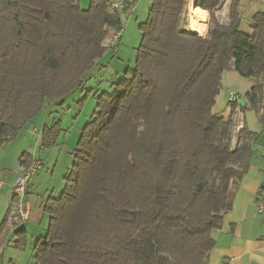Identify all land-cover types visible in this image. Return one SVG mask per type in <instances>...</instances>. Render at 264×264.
I'll use <instances>...</instances> for the list:
<instances>
[{"label": "trees", "instance_id": "obj_1", "mask_svg": "<svg viewBox=\"0 0 264 264\" xmlns=\"http://www.w3.org/2000/svg\"><path fill=\"white\" fill-rule=\"evenodd\" d=\"M148 1L135 68L98 98L64 192L44 205L50 222L36 264H209L211 234L233 208L262 137L244 121L233 146L239 110L264 122V9L247 34L242 0H196L202 33L209 16L200 37L183 26L188 0ZM227 1L225 25L217 13ZM124 3L116 11L110 0L88 10L78 0H0V150L114 50L105 42L136 0ZM230 71L255 84L246 105L229 102L223 117L213 108ZM60 127H43L44 147L55 146ZM32 163L26 155L22 167ZM16 203L0 234L8 225L27 234L10 221Z\"/></svg>", "mask_w": 264, "mask_h": 264}, {"label": "rangeland", "instance_id": "obj_2", "mask_svg": "<svg viewBox=\"0 0 264 264\" xmlns=\"http://www.w3.org/2000/svg\"><path fill=\"white\" fill-rule=\"evenodd\" d=\"M264 6V0H259ZM83 10H88L91 0H78ZM194 0H188V5L183 16V26L191 30L188 25V15ZM151 4L148 0H136L135 12L123 16V36L116 43L113 51H108L104 57L87 72L82 84L75 91L67 95L63 100L47 104L44 109L18 134L17 138L7 143L0 150V179L7 181L12 171L20 170L25 156H37L43 163L42 169L34 176L40 180V187L35 185L30 194L40 199L45 193L58 198L65 189V177L74 163V153L78 148L82 131L90 123L97 109L98 98L103 93H112L114 85L125 78L128 69H134L136 65L137 51L141 43V31L139 26L147 20ZM229 1L217 13L221 24L228 18ZM242 30L252 33V17L248 8V2L243 5ZM209 17V16H208ZM229 20V19H228ZM208 23V19H207ZM197 33L200 37L206 35ZM194 32V31H193ZM202 33V34H201ZM207 37V36H206ZM110 38V37H109ZM111 39V38H110ZM110 39L105 42L109 46ZM255 82L252 79L242 77L234 71L224 74L221 93L217 98L213 113L227 117L229 114V90L237 92L241 100H245L246 93L251 91ZM246 101V100H245ZM238 113V112H237ZM238 114L235 117L236 121ZM251 129H257V116L248 110L246 119ZM60 123L61 134L54 147H44L42 143V129L44 126L52 127ZM244 126V125H243ZM36 129V130H35ZM39 130V138L38 136ZM31 131L33 135H31ZM234 142L236 144V133ZM37 135V136H36ZM39 142V143H38ZM11 193L5 197L0 196V228L2 227L11 206ZM49 217H45L44 224H36L35 228L27 226L26 235L18 234L8 229L0 234V264H36L35 247L39 240V233L49 228ZM11 227V226H10ZM24 229H20L22 231Z\"/></svg>", "mask_w": 264, "mask_h": 264}, {"label": "crops", "instance_id": "obj_3", "mask_svg": "<svg viewBox=\"0 0 264 264\" xmlns=\"http://www.w3.org/2000/svg\"><path fill=\"white\" fill-rule=\"evenodd\" d=\"M127 1L130 3L134 2V0ZM245 2H248V8L250 9L249 11L251 12V17H253L255 13L264 9L263 4H261L259 0H242L240 10L243 17V5ZM135 10L136 4L130 12H135ZM224 21L225 25L229 24L228 18H226ZM224 74L222 77V82ZM228 92L234 91L229 90ZM244 101L245 100L243 99V102ZM262 106L263 108L260 114L264 116V101ZM228 115H230V109ZM242 115L243 118L246 119L247 113ZM248 128L251 129L250 126H248ZM253 131L258 133L260 132L262 137L256 144L255 153L250 162V168L233 196L232 210L224 216L221 228L212 232L211 234L212 240L214 241V248L209 255V264H264V219L259 216L256 207L257 200L260 196L261 187L264 184V122L263 125H259L257 121V129ZM39 133L40 132L38 130V136L36 135L37 138H39L41 135H39ZM31 135H33L32 131ZM31 157L33 162L41 161L36 155ZM25 169L27 168L21 167L20 170L12 171L11 176L7 178V181L0 179L1 197H5L7 193L10 192V200H12L14 197L13 190L15 189L19 178L22 177ZM35 175H33L29 180L26 195L23 199L24 205L29 208L28 219L18 220L16 207L14 204L12 207L13 211L11 213L10 221L17 223L19 225L18 229L25 230L27 226H32V228H35L36 224H44L45 217L47 216L43 212L44 205L50 198H54L47 197L50 196L49 192L45 193L41 199L39 197H35L33 194H30L31 189L34 190L35 185L40 187V180L34 177ZM0 203H2V201ZM8 229L14 230L12 227H10V225L6 227L5 231H8ZM46 233V229L43 228V233H39L38 235L39 239L44 237Z\"/></svg>", "mask_w": 264, "mask_h": 264}, {"label": "built area", "instance_id": "obj_4", "mask_svg": "<svg viewBox=\"0 0 264 264\" xmlns=\"http://www.w3.org/2000/svg\"><path fill=\"white\" fill-rule=\"evenodd\" d=\"M111 8L116 11H123L125 9L124 0H110ZM123 34V28L121 30L116 31V33L112 36L110 42V49H113L116 43L120 42ZM239 95L235 92H229V102L235 103L239 100ZM243 115L238 111L237 118V126L236 130L239 132L243 128ZM43 163L41 161H34L31 166L24 170L22 177L19 178L15 189L13 190V194L17 203L15 204L16 211L18 214V218L21 220L28 219L29 216V208L24 205V196L26 195V190L28 187V182L32 178L33 175L38 173L39 170L42 169ZM257 213L259 216L264 219V184L260 190V196L256 203Z\"/></svg>", "mask_w": 264, "mask_h": 264}, {"label": "bare ground", "instance_id": "obj_5", "mask_svg": "<svg viewBox=\"0 0 264 264\" xmlns=\"http://www.w3.org/2000/svg\"><path fill=\"white\" fill-rule=\"evenodd\" d=\"M204 11L196 8L195 3L191 4L190 13L188 15V25L194 32L200 33L204 26Z\"/></svg>", "mask_w": 264, "mask_h": 264}, {"label": "water", "instance_id": "obj_6", "mask_svg": "<svg viewBox=\"0 0 264 264\" xmlns=\"http://www.w3.org/2000/svg\"><path fill=\"white\" fill-rule=\"evenodd\" d=\"M196 2V0H194V3ZM240 104L242 107H244L246 104L243 101H240Z\"/></svg>", "mask_w": 264, "mask_h": 264}]
</instances>
